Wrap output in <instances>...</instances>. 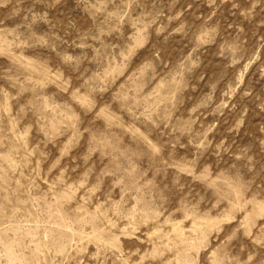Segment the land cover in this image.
I'll list each match as a JSON object with an SVG mask.
<instances>
[{
    "label": "rangeland",
    "instance_id": "obj_1",
    "mask_svg": "<svg viewBox=\"0 0 264 264\" xmlns=\"http://www.w3.org/2000/svg\"><path fill=\"white\" fill-rule=\"evenodd\" d=\"M0 264H264V0H0Z\"/></svg>",
    "mask_w": 264,
    "mask_h": 264
}]
</instances>
